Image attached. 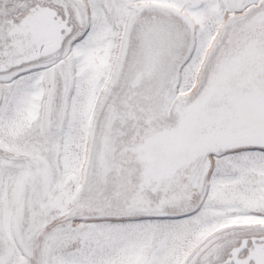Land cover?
<instances>
[{
    "label": "snow or ice",
    "instance_id": "snow-or-ice-1",
    "mask_svg": "<svg viewBox=\"0 0 264 264\" xmlns=\"http://www.w3.org/2000/svg\"><path fill=\"white\" fill-rule=\"evenodd\" d=\"M0 264H264V0H0Z\"/></svg>",
    "mask_w": 264,
    "mask_h": 264
}]
</instances>
